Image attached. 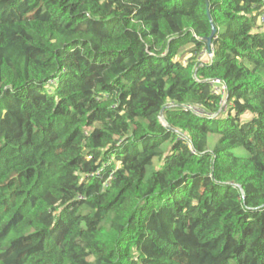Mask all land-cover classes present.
Returning a JSON list of instances; mask_svg holds the SVG:
<instances>
[{
  "label": "trees",
  "instance_id": "1",
  "mask_svg": "<svg viewBox=\"0 0 264 264\" xmlns=\"http://www.w3.org/2000/svg\"><path fill=\"white\" fill-rule=\"evenodd\" d=\"M261 18L0 0V264H264Z\"/></svg>",
  "mask_w": 264,
  "mask_h": 264
},
{
  "label": "water",
  "instance_id": "2",
  "mask_svg": "<svg viewBox=\"0 0 264 264\" xmlns=\"http://www.w3.org/2000/svg\"><path fill=\"white\" fill-rule=\"evenodd\" d=\"M208 18H209V22H210V25H211V34L208 38H206V45H207V49L208 51L210 52L211 50V41L212 39L214 38L215 34H216V27L214 26L210 16L208 15ZM164 124V123H163Z\"/></svg>",
  "mask_w": 264,
  "mask_h": 264
},
{
  "label": "built area",
  "instance_id": "3",
  "mask_svg": "<svg viewBox=\"0 0 264 264\" xmlns=\"http://www.w3.org/2000/svg\"><path fill=\"white\" fill-rule=\"evenodd\" d=\"M261 22L264 23V18H261ZM210 83H211V85L214 86V88L217 92L224 94L225 87L219 80H214V81H211Z\"/></svg>",
  "mask_w": 264,
  "mask_h": 264
}]
</instances>
